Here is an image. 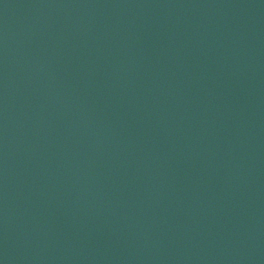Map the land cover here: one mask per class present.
<instances>
[{"label": "water", "instance_id": "water-1", "mask_svg": "<svg viewBox=\"0 0 264 264\" xmlns=\"http://www.w3.org/2000/svg\"><path fill=\"white\" fill-rule=\"evenodd\" d=\"M0 264H264V0H0Z\"/></svg>", "mask_w": 264, "mask_h": 264}]
</instances>
